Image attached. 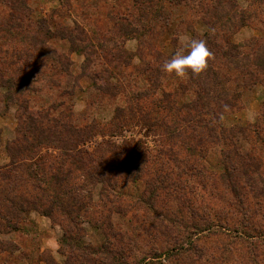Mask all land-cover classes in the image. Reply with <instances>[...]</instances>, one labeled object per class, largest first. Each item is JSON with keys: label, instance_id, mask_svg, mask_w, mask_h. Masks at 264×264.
<instances>
[{"label": "rangeland", "instance_id": "1", "mask_svg": "<svg viewBox=\"0 0 264 264\" xmlns=\"http://www.w3.org/2000/svg\"><path fill=\"white\" fill-rule=\"evenodd\" d=\"M21 1L0 0V168L22 153L0 264H264V85L160 70L179 35L252 61L264 0ZM236 93L218 123L184 113Z\"/></svg>", "mask_w": 264, "mask_h": 264}, {"label": "trees", "instance_id": "2", "mask_svg": "<svg viewBox=\"0 0 264 264\" xmlns=\"http://www.w3.org/2000/svg\"><path fill=\"white\" fill-rule=\"evenodd\" d=\"M21 2L23 3V1H21V0H20V2H17L16 0H14V2H12V4L15 6V4H21ZM221 27L222 26H220L219 28H221ZM208 28L211 31H213V26H210V27L208 26ZM215 37H216L215 35H211V36L208 35L206 37L204 36V38H206L205 42H206L207 48L211 53V57L209 58L207 65L208 66L211 65L212 70L210 67H207L206 70L202 74L197 75L195 77L193 76L194 80H197V83L200 86V88L198 90L200 95L201 94L207 95V93H208L207 91H205V89L207 87V82L204 80L210 78V81H212L218 77V72L213 71V69H216L215 65H220V62H221L220 59H225V61L228 59V63L233 66L232 68L236 69L235 71H237L242 78L244 77L243 81H247V83L249 82V84L254 82V81L255 82L257 81V82L261 83L262 85H264V41L259 42V43H261L260 45H256V47H258L257 49H259V53L254 55V57L252 58V61H249V59L247 61V58L245 57L242 59L243 62H241L239 57H238V53L234 52V51H236V48L237 49L241 48L240 46L236 47L234 45H230L225 40L224 48H222L221 45L213 42ZM256 43H258V42H256ZM207 75H209V76H207ZM199 79H201V80L204 79V80L201 82ZM237 94L238 93L234 94L230 99H227V95H225L224 99L222 98L221 100L216 95H214L211 102L214 104V106H216V108H213V107L210 108L208 106H205L203 102L201 103L198 101V105H196V106L191 105V108L186 107L187 110L184 111V113L188 114V113H190V111L194 110V112H196L197 115L200 116V114H202L203 111L207 110L209 113L208 117L214 119V122L218 123V117L217 116L220 113L219 111L221 109H227V108L231 107L232 104L236 101L235 96ZM156 107L161 108V105H157ZM195 108H197V109H195ZM166 111H168V114L170 115V117H172V119H173V117H176V114H175L176 111L181 112L175 106H169V105H167ZM37 121L39 122L40 120H37ZM173 122L175 123L176 121L172 120V123ZM33 126H35V125H33ZM217 127L219 128L220 126H217ZM203 130H205V133H211L213 135V137H215V138L216 137L220 138L221 136L222 137L224 136V130L220 129V133L217 134L214 126H212L210 128L203 126ZM14 148H16V149H14ZM7 151H8V153H10L9 155L11 157V162L9 165L0 168V208L2 207V209H4V210L6 209V207H5L6 202L10 199L7 197V195H4L3 190H5L7 188V186H6L7 181L10 178H13L12 177L13 175H16L14 173L16 171V169L21 167L20 164L18 166H16L17 162H16V160L13 159V156L18 155V157H19V155H22L21 148L19 145H15L11 150H9V147H8ZM247 159L249 160L248 157H247ZM228 163L229 162H227V164ZM249 163H250V161H249ZM246 166L248 168L250 167L249 171H248L249 173L252 171L256 172L255 170H260V168H258V165H251V164L247 163ZM11 171L13 173H11ZM246 175H247V173H246ZM22 201L23 202H20V201L17 202L15 205H13L12 202L7 203L8 205L13 206V208L15 210L14 216L17 218H19L20 213L21 214L24 213V210L26 209V207H30L29 205H34L39 200L37 198L36 199L30 198V200H24L23 199ZM5 212L7 214H11V210L10 211L5 210ZM3 214H4V212H3ZM64 244H66L65 241H64ZM66 246H68L67 252L70 253V254H68V257L69 256L71 257V254L72 255L75 253L80 254L78 249H77L78 247L77 248L71 247L68 244ZM81 255L82 254H80L78 256L81 257Z\"/></svg>", "mask_w": 264, "mask_h": 264}, {"label": "clouds", "instance_id": "3", "mask_svg": "<svg viewBox=\"0 0 264 264\" xmlns=\"http://www.w3.org/2000/svg\"><path fill=\"white\" fill-rule=\"evenodd\" d=\"M180 47L169 59L165 60L160 70L166 74L183 78L189 73L197 76L207 68L211 53L204 40H197L186 35H179Z\"/></svg>", "mask_w": 264, "mask_h": 264}]
</instances>
